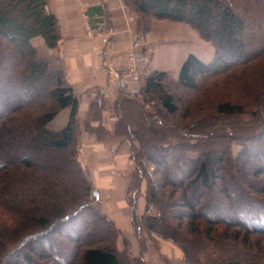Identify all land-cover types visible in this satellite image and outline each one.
Instances as JSON below:
<instances>
[{
	"label": "trees",
	"instance_id": "1",
	"mask_svg": "<svg viewBox=\"0 0 264 264\" xmlns=\"http://www.w3.org/2000/svg\"><path fill=\"white\" fill-rule=\"evenodd\" d=\"M124 2L141 31L151 17L181 21L215 48L206 63L188 54L175 79L149 72L142 98L120 92L113 102V135L134 163V232L171 241L191 264H264L254 249L264 238V0ZM35 36L50 48L60 39L46 0H0V264H131L115 248L113 224L90 205L76 159L78 98L62 71L37 58ZM215 80L238 89L236 99L216 97ZM103 102L96 93L86 125L109 136ZM63 108L66 125L49 130ZM75 219L81 227H66Z\"/></svg>",
	"mask_w": 264,
	"mask_h": 264
},
{
	"label": "rangeland",
	"instance_id": "2",
	"mask_svg": "<svg viewBox=\"0 0 264 264\" xmlns=\"http://www.w3.org/2000/svg\"><path fill=\"white\" fill-rule=\"evenodd\" d=\"M121 3L122 8L127 12L126 19L132 22V27L134 28V33L130 37L126 52L131 46L132 49H134L135 53L141 56V61L143 62L142 69L139 74L141 78V88L139 92L136 94H129L121 90L122 93L127 94L128 96H136L138 98H142L141 90L145 83V76L152 71H161L158 69L149 68L147 58L148 49L146 48L147 46L143 43L144 36L150 31L152 22H157V33L154 34L156 35V37L171 38L172 36L173 38H177L178 40H180V43L184 46H190L191 44L197 45L196 42L200 39L205 42L206 46L207 44L210 46L209 48L212 51L213 58L215 48L212 43L208 40L203 39L198 31L189 23L174 21L167 18L151 17L148 21V28L145 31H141V29L137 27L135 19L136 14L128 7L124 0H121ZM85 34L92 36L93 38L96 37L98 39L99 43L95 44L92 47V50L94 51V53H96V55H100L109 42L110 36L112 35V30H87ZM104 37L106 38V41H103ZM32 43L34 42L31 39V44ZM35 43H38V41H35ZM126 52L125 61L127 54ZM94 67L96 69L103 68V62L99 61L95 64ZM162 72L165 73V71ZM169 72H171L172 74H178L172 72L171 70H169ZM167 76L168 79H175L176 77L172 75ZM65 80L68 83L66 77ZM219 81L220 80H215V82H213L218 83L217 86L213 87V94L216 95V97L223 96L227 99H236V96L239 94L238 89H229L226 85H223V83ZM76 96L79 101L80 96ZM94 96L95 95H93V97ZM92 100L87 105L88 111L84 113H82L83 111H80L79 114L76 113V159L82 169L85 178L92 186L93 191H98L97 197L93 194V192L90 193L88 197L91 207L100 214L104 215L107 219H109L113 224L114 230L117 232L116 240L114 243L116 250L125 251L129 260L131 261V264H191L184 259L182 250L171 241L159 237L154 232H147L143 228L138 232V234L134 232L132 221L129 217L130 205L128 203L130 195L132 194V190L129 189V179L134 170L133 160L129 157V145L125 139L113 135L114 123L112 121L114 120L115 122L116 117L113 107L112 110H109V112L105 113L104 111H102L101 113V123L105 127L106 132L109 133V136H103L102 134L100 135V133L91 131L87 128L86 123L88 115L90 114ZM212 103L205 105L207 111L210 110V105ZM103 105L105 109V102H103ZM145 108L150 109L151 107L146 105ZM67 110L69 109L63 108L58 110L56 115L46 124V127L51 131H58L62 129L66 125L68 120L69 115L67 116ZM150 110H152V108ZM110 114L113 115V120ZM242 117L247 118V115H243ZM97 124L98 122L92 121L90 126L92 128H95ZM105 124H107L108 127L105 126ZM231 142V151L232 153H235L240 148V144L235 141ZM219 149L221 148L219 147ZM145 190L146 181L144 178H142L139 183L138 192L136 193V195L138 196V213H142L145 209ZM126 200L128 204L126 203ZM79 219L82 221L80 217ZM81 221L79 224H77V221L75 219V221L67 223L66 227L74 226V229H78L82 226ZM256 240L257 239H252L253 243H257ZM258 243L259 244L255 245L256 247L254 249L257 251L260 250V248L264 250V238Z\"/></svg>",
	"mask_w": 264,
	"mask_h": 264
},
{
	"label": "crops",
	"instance_id": "3",
	"mask_svg": "<svg viewBox=\"0 0 264 264\" xmlns=\"http://www.w3.org/2000/svg\"><path fill=\"white\" fill-rule=\"evenodd\" d=\"M46 3L49 11L57 18L61 31L60 40L56 48H50L42 38L33 37L32 44L37 58L45 61L50 71L64 72L72 91L80 96L77 114L88 111L87 105L94 93L98 92L106 104L103 111L109 112L122 90L121 81L126 68L125 52L134 33L132 22L126 19L127 12L122 8L121 0H46ZM156 25L157 22H152L150 31L143 39L148 49L150 69L165 71L167 75L175 77L177 74H172L169 70L178 73L188 54L205 63L212 59L210 46H206L202 40H197V45L184 46L172 36L156 37ZM96 29L112 30L109 42L100 55L92 50L99 43L98 39L85 34L87 30ZM99 61L103 62V68L96 69L94 66ZM67 111L68 116L69 110ZM110 116L113 120V115Z\"/></svg>",
	"mask_w": 264,
	"mask_h": 264
},
{
	"label": "built area",
	"instance_id": "4",
	"mask_svg": "<svg viewBox=\"0 0 264 264\" xmlns=\"http://www.w3.org/2000/svg\"><path fill=\"white\" fill-rule=\"evenodd\" d=\"M103 41H106L105 37L103 38ZM126 53L125 76L121 81V89L129 94H136L141 88V78L139 74L141 72L143 62L141 61V56L135 53L131 46L128 48Z\"/></svg>",
	"mask_w": 264,
	"mask_h": 264
},
{
	"label": "water",
	"instance_id": "5",
	"mask_svg": "<svg viewBox=\"0 0 264 264\" xmlns=\"http://www.w3.org/2000/svg\"><path fill=\"white\" fill-rule=\"evenodd\" d=\"M93 194L96 196V195H97V192L94 190V191H93Z\"/></svg>",
	"mask_w": 264,
	"mask_h": 264
}]
</instances>
